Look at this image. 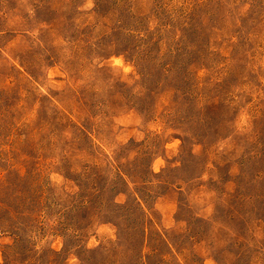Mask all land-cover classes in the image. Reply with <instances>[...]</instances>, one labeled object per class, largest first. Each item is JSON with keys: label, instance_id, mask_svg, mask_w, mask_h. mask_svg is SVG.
I'll return each instance as SVG.
<instances>
[{"label": "rangeland", "instance_id": "rangeland-1", "mask_svg": "<svg viewBox=\"0 0 264 264\" xmlns=\"http://www.w3.org/2000/svg\"><path fill=\"white\" fill-rule=\"evenodd\" d=\"M0 264H264V0H0Z\"/></svg>", "mask_w": 264, "mask_h": 264}]
</instances>
